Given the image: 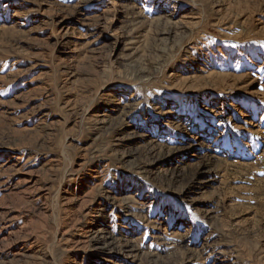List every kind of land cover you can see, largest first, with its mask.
Masks as SVG:
<instances>
[{
    "label": "rangeland",
    "instance_id": "1",
    "mask_svg": "<svg viewBox=\"0 0 264 264\" xmlns=\"http://www.w3.org/2000/svg\"><path fill=\"white\" fill-rule=\"evenodd\" d=\"M0 264H264V0H0Z\"/></svg>",
    "mask_w": 264,
    "mask_h": 264
}]
</instances>
